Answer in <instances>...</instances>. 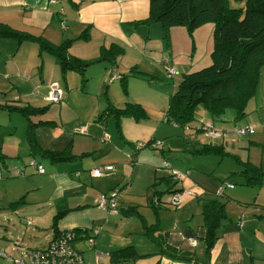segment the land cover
<instances>
[{"label":"crops","instance_id":"0c3cea01","mask_svg":"<svg viewBox=\"0 0 264 264\" xmlns=\"http://www.w3.org/2000/svg\"><path fill=\"white\" fill-rule=\"evenodd\" d=\"M52 1L0 0V25L41 37L53 45H59L55 44L58 41L60 44L68 41L76 44L78 40L86 37L89 42L85 44L87 46L85 51L82 50L81 54H69L87 63L101 57L103 49L111 46L122 48L123 53L117 58L115 66L104 58L86 67L87 76L93 80L88 90H97L98 95L102 94L106 98L105 101L97 100L93 107L89 105L86 109L80 110L84 115L77 110L78 120L69 130L66 128L68 122L65 125L64 122L58 125L54 120H49V106H44L49 108L46 114L39 118H31V123H39L35 129L37 149L59 152L68 148L74 156L91 154L90 156L58 164H52L43 157L41 162L36 160L33 156L38 154H33L25 137L26 121L17 114L0 110V220L6 221L14 229V232L6 230L0 235V252L3 251L8 257H0L1 260L6 259L0 260V264H12L13 259L26 256L28 251L45 249L53 237L51 228L53 219L59 213L62 214L56 222L58 231L67 232L74 229L99 231L93 238L92 248L78 247L81 257L84 249L92 251V263L95 262V257H99L98 261L102 264L103 262L105 264H259V261H264V240L260 236V228H256L255 225L263 224L264 214H254L252 219L246 216L247 211H241L242 209L238 207L242 205L240 200L253 195L248 189L250 187L236 190L233 187L229 188L232 185L227 183L228 187L222 189L219 179L224 175L223 173L206 171L204 167L195 164L196 159L205 156L218 159L231 155L233 159L236 157L231 140L226 139L222 132L226 129L224 122L230 118L234 120V114L227 113L222 117H215L220 124L216 126L214 125L216 122L212 119L214 117L211 118L205 111L198 113L183 129L202 132L206 139L188 135L187 141L193 144V149L185 152L175 151L174 155L169 156L174 160L179 157V160L171 163L167 158L168 155L165 156V146H168L170 141L167 139L172 138L171 135L174 133L170 134L171 131H168L172 127L165 125V134L162 137H158L154 131L151 133L150 130L148 133L151 134L147 135L146 139L124 134V130L129 128L136 135L140 134V129L153 128L148 120L153 121L156 116L159 120L162 113L167 111L169 100L176 92L182 76L205 68L204 58L198 61L197 66L189 65V62L182 59L184 52L179 48L184 41L185 45L188 44L186 30L178 28L180 30L178 31L176 28H171L164 32L157 24L143 23L148 17L149 0ZM68 20L71 21L70 24ZM57 28L61 35L58 31L56 34ZM209 28L212 36V29ZM198 30L196 36L203 32V28ZM83 32L86 33L83 35ZM33 45V43L17 45L10 39L0 38V105L14 103L15 106L20 107L44 108L39 107L42 104L33 102L31 98L37 96L44 101L50 85L57 84L62 90L61 101L56 103L60 107L58 115L68 113L73 106L69 92H79L82 96L87 94L85 79L75 72L64 75L57 60L48 55L46 58L42 56L43 54L39 55ZM50 58L53 60L51 61ZM45 62L48 66L51 64L50 69H46ZM133 66L157 79L151 81L140 78L127 79L126 88L128 85L129 90L127 88V95L124 96L123 90L117 83V76H110L109 73L120 68L121 71L124 69L127 71ZM35 69H38V73ZM163 71L167 76H171V79L166 77ZM171 71L175 73L170 74ZM123 72L119 73L123 74ZM108 105L115 109H123L127 105H139L145 111L147 118L136 121L131 117H122L116 125L111 111L107 117L103 115ZM101 115L102 117L99 118ZM163 118V122L169 123L165 116ZM47 121L54 124H42V122L48 123ZM108 126L113 127L117 133L121 131L122 141L132 149L139 140L144 142H138L137 145L150 140L161 142L160 157L151 153L150 148H137V153H134V149L124 147L123 143L116 144ZM172 126L181 128L174 123ZM18 127L23 128L21 141L16 133ZM161 127L159 123L158 128ZM246 127H252L254 130L252 135H248L249 137L256 134L253 125L246 124L241 128ZM205 128L212 129L215 133L214 137L211 136V142H207ZM204 145L218 148V152L200 154ZM26 150L29 152L30 160H35L43 167V174L37 173L32 166L25 168L22 163H12L15 157L17 159L23 157ZM114 151L123 155L125 159L113 155ZM109 156H112L111 159ZM133 157L136 160H133ZM120 158L122 164L118 163ZM127 159H130L129 163L132 166L141 165L145 167L144 170H150L145 172L153 173L154 183L155 179L167 176L168 173L162 169L164 161H167L170 168L180 174L178 183L183 189L182 192H191L190 195L194 200L191 201L189 195H183L179 203L169 206H176L177 209L174 211L168 209V204H164V208L156 211L149 205L150 194L147 193L144 207L136 203L133 199L134 195H129L131 197L126 199L127 206L118 209L117 197H124L122 195L124 193L128 196L127 193L130 191L126 187L133 186L127 178L128 171L125 169ZM117 165L125 167L117 168ZM111 166L112 170L107 171L102 177H92L90 173L94 169ZM136 167H132L133 174ZM121 182L126 183L125 188L118 186ZM220 188L222 194L219 196L217 191ZM112 190H117L119 195L116 197V212L110 215L97 208L95 201L99 195L108 194ZM260 191H264V184L257 188V196ZM213 200L225 203L226 214L229 216L217 228V239L209 254H206L204 243L206 231L201 209L205 202ZM253 205L264 208V202L258 197ZM139 207L146 208L149 213L144 211L140 214ZM120 210L125 216H137L140 219L142 229L138 222L135 231L127 234L141 238L139 243L137 239L129 238L124 233L113 235L104 231L113 226L112 221L117 224ZM14 221H16L15 225ZM238 222L242 224L241 227L238 226ZM246 225L249 226L247 229ZM116 237L125 238L127 241L119 242ZM191 240H195V246H191ZM123 250L124 253H118ZM26 263H28L27 258Z\"/></svg>","mask_w":264,"mask_h":264},{"label":"trees","instance_id":"16d2710c","mask_svg":"<svg viewBox=\"0 0 264 264\" xmlns=\"http://www.w3.org/2000/svg\"><path fill=\"white\" fill-rule=\"evenodd\" d=\"M143 23L157 24L164 32L171 28L183 27L189 35L205 25L213 24L214 26L211 63L208 67L182 76L176 92L169 100L165 115L167 120L183 128L191 123L195 109L200 106L212 117L222 116L226 112H232L235 121L245 117L246 105L256 94L259 71L264 66V0H247L243 13L228 9L225 0H149L148 17ZM0 38L10 39L17 45L33 43L39 55L45 53L57 60L64 75L68 72H75L83 76L88 65L99 61L98 58L87 63L72 57L69 54L71 41L53 45L41 37L12 30L4 25H0ZM122 53V48L111 46L103 49L100 58H106L107 62L115 66L117 58ZM124 77L140 78L145 81L157 79L155 76L136 71L134 68L130 70L129 76L124 75ZM122 90L126 91L125 88ZM107 108L103 115L107 117L111 111L116 125L122 117H131L136 121H143L147 118L145 111L139 105H127L123 109H115L108 105ZM48 109V107H20L15 106L14 103L0 105V110L9 114H17L26 121L25 137L33 154L36 153L39 157L46 158L52 164L71 162L77 158L90 156L91 154L74 156L68 148L59 152L36 148L35 129L39 123H31V118H39L46 114ZM101 117L102 115L99 116ZM47 122H42V124H54L51 121ZM152 143L153 141L150 140L141 144L142 147L139 149L159 150L152 147ZM217 149L204 145L199 153H216ZM235 162L238 163L240 171L231 174L240 178L242 186L250 188L262 186L264 173L260 168L252 167L248 162L241 163L238 160ZM178 181L179 179L176 180L169 174L166 177L155 179V183L151 185L152 192L148 197L149 205L156 211L164 208V204L173 205L172 198L183 191ZM60 214L62 213L53 219L51 241L64 233L56 228ZM201 216L206 231L205 252L209 254L217 239V228L227 220L225 203L216 200L205 202L201 209ZM71 232L76 239L82 233L87 237L91 234L84 229H74ZM80 252V250L77 251V253ZM124 252L125 250L118 253Z\"/></svg>","mask_w":264,"mask_h":264},{"label":"rangeland","instance_id":"374dc122","mask_svg":"<svg viewBox=\"0 0 264 264\" xmlns=\"http://www.w3.org/2000/svg\"><path fill=\"white\" fill-rule=\"evenodd\" d=\"M225 1H226V5H227L228 9L237 10V11L242 12V13L244 12L245 6L247 3V0H225ZM68 23L70 24L71 21L68 20ZM68 23H67V25H68ZM209 27H211L212 32L214 33L213 24H208V25H205L204 27H202L203 32H200L201 34H199L198 36H196V35L199 32H196V30L194 32H192L190 35L187 34L188 35V44L187 45H185V41L183 43H181L179 49H182L181 51L184 52L182 59L189 62V65L193 64V66H197L198 61H202L203 58L206 61V63H204V67H208L210 65V63H211L210 55H211V52L213 50V33L211 36V31L209 32V29H210ZM178 28L186 30V28H183V27H178ZM178 28H176V29L178 31H180ZM57 31H58V34L61 35L59 28H57L56 34H57ZM198 31H200V30H198ZM186 32H187V30H186ZM87 42H89V41H87L86 37L80 39V41L78 40L76 44H74L71 41L72 44L69 46V53L71 55H73L74 53L75 54H78V53L81 54L82 50L85 51L84 49H86V47H87V46H85V44H87ZM172 42L174 43L175 39ZM165 43H166V40H165ZM55 44H60V43L58 41ZM33 47L36 51L38 50L36 45H33ZM46 55L47 54L43 53L42 56L46 58ZM50 59H51V61L53 60L52 58H50ZM102 60H104V58L99 57L98 62H100ZM123 61H124V59H123ZM207 62H208V64H207ZM45 64H46V69L51 68V64H49V66L47 65L48 63L45 62ZM123 64H125V63H123ZM143 66H144V64H143ZM93 67H95V66H93ZM133 68L136 71L141 72L137 67L133 66ZM35 70L38 73V69H35ZM130 70L131 69H128L126 71V69H124L123 71L126 72V74H125V72L121 71V68L118 69L119 72H123L124 75H128V76L130 74ZM118 71L112 70V72H110L109 75L110 76L111 75L117 76V83L119 85V88L120 89H122V88L126 89V91L124 92V96H126L127 95V88L129 90L128 85L126 88V80L127 79L129 80L130 78H133V77L126 78V77H124L123 74L119 73ZM163 73L166 77L171 79V76H167L165 71H163ZM83 74H84L83 78L85 79L84 85H85V88L87 89V94L82 96L79 92H75V91L69 92L68 91L70 98H71L72 105H73L71 107L70 111H68V113L65 112L59 116L58 112L60 111V107L58 105L51 104L46 99H44V101H42L37 96H33L31 98V100L33 102H36V103L38 102L39 104H42L39 107H44V106L50 107V112L48 115V118H50L49 120H54L56 122V124H58V125L59 124L61 125L63 122L65 125L66 122H68L69 124L66 126L67 130H69L70 127L73 124H75V121L78 120V118L76 117L77 110H78V112H80V110L86 109V107L89 105H91L93 107V105L96 102H98L97 100L105 101V98H106L102 94L98 95L97 90L96 91L88 90L89 84L91 85L93 83V80L87 76L88 75L87 71H84ZM176 79L178 80V77H176ZM60 85H61V83H60ZM84 85L82 84L83 88H84ZM78 88H80V87L78 86ZM74 100H76V101H74ZM202 111H205V110L201 106L197 107L193 113V117L197 116L198 113L199 114L203 113ZM80 113L84 115V113H82V112H80ZM227 113L230 115H233L232 112H226L225 114H227ZM245 113H246V115L242 119L235 121V120H233V118H230V119L226 120V122H224L226 129L222 130L226 139L228 138L232 142L236 159H233L232 155H231V157H222L219 159L215 158V157L205 156V157H201V158L198 157L199 159L195 160V164H197L199 167H204V169L206 171H217L218 173L224 174V175H221L222 177H221V179H219V181L221 182L220 184H221L222 188H225L226 186L228 187V185H227V183H228V184H231L232 187L235 188L236 190L245 189L244 186L241 185L240 178L238 176L231 174L232 172L240 171V167H239L238 163L235 162L237 160H238V162H241V163H247L248 162L252 167L260 168L261 171L264 173V66L261 67L260 71H259L256 94L246 105ZM165 115H166V112L162 113V116L159 120H157V116L155 117V120H153V121L151 119L148 120V121H150V124L153 126V128H151V129H149V128L140 129L139 130L140 134L136 135V133H132L130 131L131 129L129 128L127 130L126 129L124 130V134L130 135V136L135 135V136H133L134 138L135 137H141L142 139H146L148 137L147 135H150L154 131V133H156L158 137L159 136L162 137L165 134L164 126L166 125V126L172 127V128H170V130H168V131H171L170 134H172L174 132L171 135L172 138L167 139V141H170L171 143L169 142L168 146H165V151H166L165 156L168 155L167 158L169 159V161L171 163V162H174L176 160H179V157H176L175 160H174V158L170 157L171 155H174L175 151L185 152V150L190 151L191 148L193 149V144L191 142L187 141L188 135H192L193 137L199 136L200 139L204 138L205 135L202 132L197 133L194 131H190V129L176 128V127L172 126V123L170 121H169V123L167 122L168 123L167 124V123L163 122V119H164L163 117ZM59 117H60V121H59ZM210 117L212 118V116H210ZM75 118H77V119H75ZM18 119L21 121L20 118H18ZM212 119L216 122L214 125H216V126L220 125L218 123L217 118L214 117ZM158 122L162 125L161 128H158V124H159ZM170 123H171V125H170ZM246 124H248V125L250 124V125H253L255 127V133H256L255 135H253L251 137H249V136L244 137V136H239L236 134L235 131L238 128L245 127ZM205 125H207V124L205 123ZM25 127H26V125H25ZM108 129H111L113 142H115L116 144H119L120 142L123 143L124 147H128L130 150L134 149L133 150L134 153H137L136 152V149L138 148L137 143L138 142H144V141L139 140L136 143V145H134V147L132 149L131 146H128L127 144H125L122 141V134L123 133L121 131H120V133H117L114 130V128L111 126H108ZM149 130L151 133H148ZM215 130H218V129L215 128ZM72 132H74V131H72ZM16 133L20 137L19 139L21 141L22 135H23V128L21 129L20 127H18ZM158 137H156V138H158ZM204 139H206V138H204ZM207 140H208L207 142H211V137H208ZM217 143H219V142H217ZM149 151L151 153L155 154L156 157H160V149L159 150H153L150 148ZM146 152H148V151H146ZM112 153H113V151H112ZM117 153H118L117 151H114L113 155H116V156L118 155V156L122 157V159H125V157L123 155L117 154ZM134 153H131V154H134ZM28 154H29V152L26 150V154H24L23 157L18 158V159L15 157V159L12 160V163L13 164L22 163L23 165H25V168H32L31 166H29V160L31 159V157H29ZM181 154L182 153H179V155H181ZM33 157H35L36 160L41 162L42 158L39 157L38 155H34ZM111 157L112 156H109V159H111ZM127 158H129V157H127ZM204 158H206V159H204ZM127 160L128 161H126V163H125L126 167L124 165H117V168L120 166L125 167L126 171H128V173H127L128 177L127 178H129V182H131V184L133 186L130 188L126 187L127 179H126V183L122 184V182H123L122 181L120 183V185H118L119 187H123V188L126 187V189L130 191L127 193L128 196H125V193H124V194H122L124 197H120V198L117 197L118 209L124 208L127 206V200L126 199H127V197L128 198L131 197L129 195L135 196V197H133V199H135L137 204H140L142 206L146 205L147 193L151 194V192H152L151 185L154 183L153 173L149 174V172H145V171H150V170H144L145 167H143L141 165H133V166H137L135 173L133 174L132 173L133 172L132 171L133 166L130 165V163H129L130 159H127ZM133 160H136V158L133 157ZM118 163L122 164L121 158H120V161ZM112 168L113 167L111 166V170H112ZM160 170L163 171L162 169H160ZM230 171H231V173H230ZM224 183H225V185H224ZM263 184H264V179H263ZM248 189H250V191H252L253 195H250V196L248 195V197H246V199L240 200L239 202L243 206L238 205V207L242 209L241 211L245 210L248 212V213H246V216H248V217L250 216L252 219H254L253 218L254 214H262V213L264 214V208H260V206L255 207V205H253V202L255 201V199L257 197L261 202H264V191L263 192L260 191V194H258V196H257L256 195L257 188H248ZM188 197L191 198V201L194 200L193 196L189 195ZM234 204H236V203H234ZM143 207L142 208L139 207V211H141L140 214H142V212H144V211L149 213V211H147L146 208H143ZM168 209H171L174 211L175 209H177V207L176 206H173V207L168 206ZM108 214L112 215L111 213H108ZM227 216H229V215H227ZM117 217L119 218L117 224H115L112 221L113 226L104 229L105 232L112 233L113 235H120V234L124 233V235L127 236L128 233L135 231L134 229L137 227L138 222H139V225L141 226V229H142V223L140 222V219L137 216H131V217L125 216L123 213H121V210H120V213ZM110 219L112 220V218H110ZM232 220H234V217H232ZM226 223H228V222L226 221ZM262 223L263 224H255V225H256V228H258V227L260 228L259 233H260V236L264 240V229H262V227L264 228V219H262ZM15 224H16V221H14V225ZM244 224H246V221L244 222ZM126 225H128V226L126 227ZM114 226H116L117 228H114ZM23 227H24V225H23ZM248 227L249 226L246 225V229ZM6 230H8V232L9 231L14 232L12 225L7 223L6 221L1 222V220H0V235L2 233H5ZM257 231H258V229H257ZM127 237L132 238V239H137L138 243H139V241H141L140 240L141 238H138L135 235H131V236H127ZM115 239H117L119 242L127 241L125 238H122V237H116ZM91 254H92V251H89L88 249H86V250L84 249L82 251L81 255H82V259H83L85 264H94V263H92ZM0 260H1V258H0ZM5 260L6 259H3L1 261H5ZM103 263L105 264V262H103ZM259 264H264V261H259Z\"/></svg>","mask_w":264,"mask_h":264},{"label":"built area","instance_id":"2783aa9c","mask_svg":"<svg viewBox=\"0 0 264 264\" xmlns=\"http://www.w3.org/2000/svg\"><path fill=\"white\" fill-rule=\"evenodd\" d=\"M54 2V0L52 1ZM57 3V1H55ZM174 71H171L170 74H174ZM62 98V90L59 88L57 84H51L50 90L46 96V100L49 101L51 104L60 103ZM206 136L208 137H214L215 133L212 131V129L205 128ZM236 134L239 136H248L252 135L254 133V130L252 127H246V128H238L236 131ZM162 146L161 142L159 141H153L152 147L155 149H160ZM142 147L141 144H138V148ZM29 165L34 167L39 174L44 173L43 167L38 164L35 160H30ZM162 169L166 171L169 175H171L174 179L178 180L180 174L174 170L171 169L169 166V163L164 161ZM111 167H105L100 169H94L90 171L92 177H102L105 175L107 171H110ZM187 174V173H186ZM229 188H232V186H229ZM222 194V189H218L217 195ZM117 190H112L108 194H102L99 195L95 201V205L97 208L107 212L114 214L116 212V197L118 196ZM183 195H190L188 192H182L181 194H177L172 198V203H179L180 199L183 198ZM239 223V222H238ZM239 227L242 226L241 223L238 224ZM83 230V229H82ZM98 234V231H91L90 236H86L84 233L80 234L78 239H76L71 231L64 232L61 236L57 237L54 241H51L49 245L42 250H36V251H28L26 256H22L18 259H13L12 264H84L82 257L80 256L77 251L80 247H93V238L95 235ZM191 246H195L196 242L195 240L190 241ZM106 256V255H103ZM0 257H7L3 251L0 252ZM28 260V263H26V258ZM8 258V257H7ZM99 257H95L94 264H102L98 261Z\"/></svg>","mask_w":264,"mask_h":264},{"label":"water","instance_id":"95a60500","mask_svg":"<svg viewBox=\"0 0 264 264\" xmlns=\"http://www.w3.org/2000/svg\"><path fill=\"white\" fill-rule=\"evenodd\" d=\"M80 248H83V247H80Z\"/></svg>","mask_w":264,"mask_h":264}]
</instances>
